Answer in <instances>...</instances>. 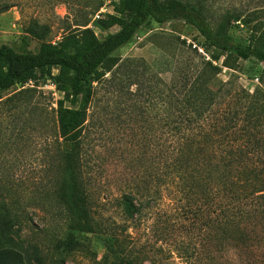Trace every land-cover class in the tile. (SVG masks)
Here are the masks:
<instances>
[{"label": "rangeland", "instance_id": "obj_1", "mask_svg": "<svg viewBox=\"0 0 264 264\" xmlns=\"http://www.w3.org/2000/svg\"><path fill=\"white\" fill-rule=\"evenodd\" d=\"M117 1L104 0L97 14L82 16L70 13V0L25 3L28 14L43 11L41 19L51 23L42 38L24 31L20 11L13 7L0 12V45L21 53L36 52L42 43L58 45L68 23L73 28H92L103 38L118 27L104 29L98 20L116 14ZM183 1L201 3L218 33H229L243 43L248 42L254 24L244 23L243 18L253 10L264 16V0ZM51 8L58 17L47 14ZM238 14L242 18L236 20ZM189 45L197 47L198 53ZM213 53L199 31L183 20H152L116 53L124 65L115 68L117 78L111 80L108 72L93 83L84 142L85 177L95 217L107 226L104 234L73 231L52 194L58 166L56 109L64 93L52 79L42 77L6 91L11 96L25 87L35 88L34 93L19 95L0 108V264H116L117 256L105 247L110 232L121 239L129 234L136 237L134 253L144 264H189L185 256L204 251L206 218L199 207L170 196L162 198L158 192L153 206L145 207L135 223L124 194L133 191L142 198L146 192L153 171L150 158L160 150L155 145L160 139L155 120L162 118L168 85L175 79L180 86L190 71L189 63L210 60ZM224 59L217 63L222 68L220 79L227 81L235 74L243 88L264 92L262 63L238 60L233 70L222 65ZM180 245L184 247L178 251Z\"/></svg>", "mask_w": 264, "mask_h": 264}, {"label": "trees", "instance_id": "obj_2", "mask_svg": "<svg viewBox=\"0 0 264 264\" xmlns=\"http://www.w3.org/2000/svg\"><path fill=\"white\" fill-rule=\"evenodd\" d=\"M32 1L38 0H0V12L17 7L24 31L42 38L51 23L41 19L43 11L27 13L23 6ZM103 6L104 0H70L68 10L82 16L97 14ZM114 10L116 14L98 20L104 29L118 27L103 38L92 28H73L68 23L58 45L42 43L38 51L24 53L0 45V108L19 95L34 93L35 88L25 87L11 96L6 91L41 77L52 79L64 93L56 109L58 166L52 185L59 211L73 231L108 232L95 217L85 177L84 142L93 83L108 72H112L111 80L117 78L115 68L124 65L116 53L147 22L183 20L199 31L214 53L210 60L190 62L180 86L175 79L168 85L162 118L155 120L160 130L155 145L160 150L150 158L153 171L146 192L141 198L128 191L124 199L135 223L145 207L153 206L158 192L162 198L170 196L199 207L206 218L204 251L185 256L189 264H264V92L243 88L235 74L227 81L220 79L222 68L217 64L225 56L222 65L233 70L238 60L256 59L264 67V16L253 10L243 18L246 24L254 23L248 42L243 43L229 33H218L201 3L118 0ZM46 12L58 17L53 8ZM189 46L198 53L197 47ZM109 235L105 247L117 256L116 264H144L134 253L136 237Z\"/></svg>", "mask_w": 264, "mask_h": 264}]
</instances>
